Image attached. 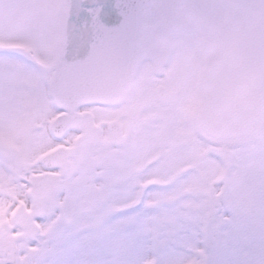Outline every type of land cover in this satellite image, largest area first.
<instances>
[{"label": "rangeland", "instance_id": "1", "mask_svg": "<svg viewBox=\"0 0 264 264\" xmlns=\"http://www.w3.org/2000/svg\"><path fill=\"white\" fill-rule=\"evenodd\" d=\"M71 10L69 0H0V250L8 259L11 238L20 231L12 213L29 205L30 183L43 171L40 156L54 144L49 123L58 110L49 85ZM198 47L192 30L182 34L162 77L148 55L123 106L90 108L105 126L112 119L125 126L131 109L132 136L120 147H113L110 134L102 136L70 161L61 190L45 208L46 230L62 228L58 239L87 245L97 232L124 236L147 227L178 242L170 253L174 258L194 261L204 254L203 245L190 247L202 235L194 218H211L218 210L227 216L224 208L235 205L240 213L233 224L213 233L209 258L218 264L264 259V138L240 146L225 170L222 157L198 136L194 116L203 67ZM160 83L173 92L167 107L157 101ZM70 205L77 208L74 223L61 219ZM77 228L82 231L70 235ZM37 243L19 242L17 257L23 259L26 252L38 257ZM62 247L57 244L44 259L62 260Z\"/></svg>", "mask_w": 264, "mask_h": 264}, {"label": "water", "instance_id": "2", "mask_svg": "<svg viewBox=\"0 0 264 264\" xmlns=\"http://www.w3.org/2000/svg\"><path fill=\"white\" fill-rule=\"evenodd\" d=\"M72 1L75 11L52 84L55 104L67 113L54 119L52 131L63 137L71 128H84V136L73 149L60 147L44 155L46 168L64 173L69 155L85 141L96 140L92 114L79 113V108L121 101L131 91L147 47L162 60L175 37L189 27L205 56L196 114L200 136L227 147L264 134V0ZM133 10L139 23L132 32L124 31L123 22ZM81 34L87 39L82 41ZM170 97L166 87L159 88L161 104ZM111 130L120 143V126L112 122ZM60 177L44 173L35 178L37 203L58 190Z\"/></svg>", "mask_w": 264, "mask_h": 264}, {"label": "snow or ice", "instance_id": "3", "mask_svg": "<svg viewBox=\"0 0 264 264\" xmlns=\"http://www.w3.org/2000/svg\"><path fill=\"white\" fill-rule=\"evenodd\" d=\"M138 23V16L133 10L123 22L122 28L124 31L132 32ZM80 38L84 41L87 36L81 34ZM224 211L228 213L227 216L218 210L211 218H194V223L200 225L202 235H199L198 240L193 242L190 247L195 249L203 245L204 249V254L198 255L194 261H189L188 257L174 258L170 253L175 251L173 245L178 242L169 241L167 238L162 239L158 231L147 227L132 229L126 232L124 236L97 232L88 238L87 245L69 243L67 239H58L63 233L62 228L55 233L46 230L49 223L48 214L40 212L31 217L34 224L30 234L31 239L38 241L35 248L40 255L34 258V253L26 252L23 259L19 257L8 259L6 253L0 250V264H218L217 261L211 260L208 256V249L214 245L213 233L221 231L225 224H233L240 213V209L231 205L225 207ZM76 218L77 208L75 205L66 207L61 216V219L65 220L66 223H74ZM133 221L134 217L129 220V223ZM81 231V228H77L70 235L77 236ZM180 243L183 246L182 242ZM57 244L65 245L61 248L64 258L58 262L45 260L44 256L53 252ZM228 264H240V262L232 261ZM258 264H264V259H261Z\"/></svg>", "mask_w": 264, "mask_h": 264}, {"label": "bare ground", "instance_id": "4", "mask_svg": "<svg viewBox=\"0 0 264 264\" xmlns=\"http://www.w3.org/2000/svg\"><path fill=\"white\" fill-rule=\"evenodd\" d=\"M124 103H121L119 104L117 107H121ZM78 132L77 131H71L68 136L64 139V140H55L54 143L55 144H60V145H63V144H66V141L69 140V141H73L74 138L77 136ZM103 135L104 136H107V129H104L103 130ZM211 146H213L214 148H217V149H224V146H220V145H216V144H213V143H210ZM240 146H242V144L236 146V147H230L228 148V151L233 154L234 156H236L240 150Z\"/></svg>", "mask_w": 264, "mask_h": 264}]
</instances>
